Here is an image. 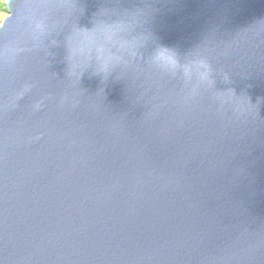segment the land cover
I'll return each mask as SVG.
<instances>
[{
	"label": "water",
	"instance_id": "water-1",
	"mask_svg": "<svg viewBox=\"0 0 264 264\" xmlns=\"http://www.w3.org/2000/svg\"><path fill=\"white\" fill-rule=\"evenodd\" d=\"M4 6L0 264H264V0Z\"/></svg>",
	"mask_w": 264,
	"mask_h": 264
},
{
	"label": "clouds",
	"instance_id": "clouds-1",
	"mask_svg": "<svg viewBox=\"0 0 264 264\" xmlns=\"http://www.w3.org/2000/svg\"><path fill=\"white\" fill-rule=\"evenodd\" d=\"M154 59L161 64L176 66L178 64L177 56L174 50L166 47H158Z\"/></svg>",
	"mask_w": 264,
	"mask_h": 264
},
{
	"label": "rangeland",
	"instance_id": "rangeland-1",
	"mask_svg": "<svg viewBox=\"0 0 264 264\" xmlns=\"http://www.w3.org/2000/svg\"><path fill=\"white\" fill-rule=\"evenodd\" d=\"M4 2H5V0H0V24L7 16V12H6V8L4 6Z\"/></svg>",
	"mask_w": 264,
	"mask_h": 264
}]
</instances>
